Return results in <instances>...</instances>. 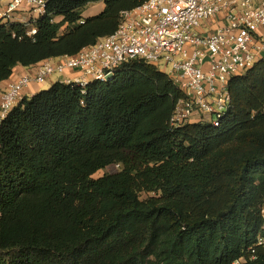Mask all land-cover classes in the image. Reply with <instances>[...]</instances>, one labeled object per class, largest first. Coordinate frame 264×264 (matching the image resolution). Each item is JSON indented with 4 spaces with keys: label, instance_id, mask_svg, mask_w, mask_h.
I'll return each instance as SVG.
<instances>
[{
    "label": "trees",
    "instance_id": "obj_1",
    "mask_svg": "<svg viewBox=\"0 0 264 264\" xmlns=\"http://www.w3.org/2000/svg\"><path fill=\"white\" fill-rule=\"evenodd\" d=\"M48 0L30 36L0 19V83L73 55L147 0ZM218 125L172 128L180 90L157 65L123 64L86 88L54 82L0 127V264H231L264 205V61L229 81ZM118 164L120 170L94 178ZM148 194L142 198V194ZM247 264H264V247Z\"/></svg>",
    "mask_w": 264,
    "mask_h": 264
},
{
    "label": "built area",
    "instance_id": "obj_2",
    "mask_svg": "<svg viewBox=\"0 0 264 264\" xmlns=\"http://www.w3.org/2000/svg\"><path fill=\"white\" fill-rule=\"evenodd\" d=\"M48 0H0V19L23 23L37 33L36 21ZM34 12L38 18L26 15ZM26 15L20 17L19 15ZM142 59L166 72L180 90L169 119L172 128L210 122L218 125L232 102V77L264 61V0H147L120 13L117 29L73 55L44 59L26 67L0 90V127L12 109L28 99L26 89L56 74L82 88L108 82L126 62ZM76 72L79 76L68 75ZM262 225L255 245L231 264H247L264 247Z\"/></svg>",
    "mask_w": 264,
    "mask_h": 264
},
{
    "label": "rangeland",
    "instance_id": "obj_3",
    "mask_svg": "<svg viewBox=\"0 0 264 264\" xmlns=\"http://www.w3.org/2000/svg\"><path fill=\"white\" fill-rule=\"evenodd\" d=\"M104 7H105V3L103 0L91 3L84 10L83 16L89 17V16L99 14L100 12L103 11ZM26 17L30 20L31 17L38 18L39 15H35L34 12H30L29 14L26 15ZM162 67H164V64L161 63V65H159V69H162ZM51 78L54 80L52 83H50L49 80H46L44 83L40 84L41 86L40 91L48 89L54 82H56L55 79L57 78V75L54 74ZM31 97H32L31 95H28V99H30ZM119 170H120V167L118 164H111L107 166L105 169L99 170L97 173L93 175V177L98 178L107 173H116ZM147 196L148 194H145V193L142 194L143 199L146 198Z\"/></svg>",
    "mask_w": 264,
    "mask_h": 264
},
{
    "label": "crops",
    "instance_id": "obj_4",
    "mask_svg": "<svg viewBox=\"0 0 264 264\" xmlns=\"http://www.w3.org/2000/svg\"><path fill=\"white\" fill-rule=\"evenodd\" d=\"M25 15L26 14L23 13V14H21L19 16L24 18ZM26 70H27L26 67L21 66V65H17L15 67V70H14L13 75L11 76V78L9 80L17 79L20 75H22L23 73H25ZM67 74L68 75H71V76H74V77L79 76L78 73H76V72H70V71H68ZM58 79H59V77L57 76V78L55 80L57 81ZM8 81H3V82L0 83V90L1 91H3L6 88ZM49 81H50V83H52L54 80L51 78ZM40 88H41L40 84L34 83L30 87H28L25 91H26L27 94H29L30 92H33L35 94L37 92H40Z\"/></svg>",
    "mask_w": 264,
    "mask_h": 264
}]
</instances>
